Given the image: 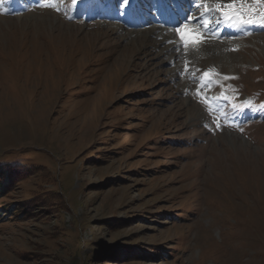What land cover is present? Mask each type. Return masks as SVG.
<instances>
[{"label":"rangeland","instance_id":"374dc122","mask_svg":"<svg viewBox=\"0 0 264 264\" xmlns=\"http://www.w3.org/2000/svg\"><path fill=\"white\" fill-rule=\"evenodd\" d=\"M43 3L0 7V264H264V27Z\"/></svg>","mask_w":264,"mask_h":264},{"label":"snow or ice","instance_id":"6c2138e0","mask_svg":"<svg viewBox=\"0 0 264 264\" xmlns=\"http://www.w3.org/2000/svg\"><path fill=\"white\" fill-rule=\"evenodd\" d=\"M187 2L196 6L198 14L188 13V9L184 8L181 0H154L152 7L160 13L161 19L166 15L177 19L179 26L176 27L175 33L179 35L185 45H191L192 52L202 49L208 42L212 32L211 25L218 23L217 17L228 21L232 27L236 28H243L245 25L251 24L264 27V11H258L257 7L264 8V0H187ZM2 3L3 0H0V7H2ZM54 3L55 0H44L42 6L53 7ZM140 3L141 0H119L118 8L135 10V7ZM182 8L188 13L183 17L180 16L179 11ZM193 24L195 26H192ZM176 51H181V48H177ZM203 75L209 77L208 83H211L210 77L219 74L207 71ZM224 78L228 79V77ZM207 86L204 84L200 87ZM197 94L199 95V89H197ZM245 103L247 102L245 101ZM205 107L207 109L209 105L206 104ZM226 118L227 113H224L223 117L214 121L217 129L222 128L220 119Z\"/></svg>","mask_w":264,"mask_h":264},{"label":"trees","instance_id":"16d2710c","mask_svg":"<svg viewBox=\"0 0 264 264\" xmlns=\"http://www.w3.org/2000/svg\"><path fill=\"white\" fill-rule=\"evenodd\" d=\"M21 167L15 164H4L0 166V197L4 196L16 184V175L19 174ZM11 210L5 212L6 214ZM4 213L0 211V216Z\"/></svg>","mask_w":264,"mask_h":264},{"label":"bare ground","instance_id":"6f19581e","mask_svg":"<svg viewBox=\"0 0 264 264\" xmlns=\"http://www.w3.org/2000/svg\"><path fill=\"white\" fill-rule=\"evenodd\" d=\"M182 3H184V6H189V9L191 8V6H190V4H187V1H183ZM188 9V8H187ZM191 10H192V8H191ZM191 10H189V11H191ZM169 18V17H168ZM167 18V19H168ZM173 19V18H172ZM160 20H162V19H158L157 21H158V23H161V21ZM169 21H171V18H169L168 19ZM166 21V18L164 19V22ZM173 21V20H172ZM225 22V21H224ZM227 23V22H226ZM228 24V23H227ZM162 27V26H161ZM161 27L159 26V29H157V30H155L156 32H159L160 34L161 33H165V30H163V29H161ZM165 26H163L162 28H164ZM172 26H170V28H171ZM219 28V27H218ZM236 29V27H231V32H232V34L235 32V29ZM243 29V28H242ZM171 30V29H170ZM237 30H239L238 28H237ZM152 31V30H151ZM168 31H169V29H168ZM218 32V31H217ZM216 32V33H217ZM240 33V32H239ZM160 34H158V35H160ZM162 35V38H164L165 39V41H167L168 42V47L170 48V49H174L175 51H176V49L177 48H180V44H178V42H176L175 40H173L169 35H168V37H165L163 34H161ZM166 35V34H165ZM211 39V38H210ZM211 40H213V39H211ZM208 48L209 49H211L212 51H216V52H220L221 50H222V47L220 46V44L219 43H216V41L215 42H211V45H209L208 46ZM204 49H202V51H203ZM173 51V50H172ZM174 51V52H175ZM205 51L207 52V50L205 49ZM174 52H172V53H174ZM176 52H179V51H176Z\"/></svg>","mask_w":264,"mask_h":264}]
</instances>
